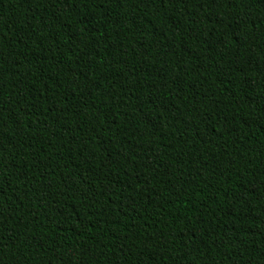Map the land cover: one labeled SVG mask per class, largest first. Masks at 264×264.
<instances>
[{
  "label": "trees",
  "instance_id": "1",
  "mask_svg": "<svg viewBox=\"0 0 264 264\" xmlns=\"http://www.w3.org/2000/svg\"><path fill=\"white\" fill-rule=\"evenodd\" d=\"M0 264H264V0H0Z\"/></svg>",
  "mask_w": 264,
  "mask_h": 264
}]
</instances>
